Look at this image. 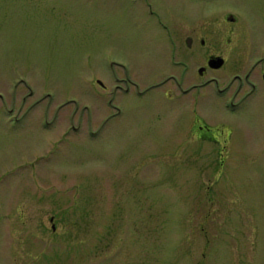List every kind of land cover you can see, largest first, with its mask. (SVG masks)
I'll use <instances>...</instances> for the list:
<instances>
[{
    "label": "rangeland",
    "instance_id": "374dc122",
    "mask_svg": "<svg viewBox=\"0 0 264 264\" xmlns=\"http://www.w3.org/2000/svg\"><path fill=\"white\" fill-rule=\"evenodd\" d=\"M155 1L167 18L187 9ZM216 1L193 9L235 11ZM249 1L240 14L264 32V0ZM135 11L128 0H0V264H264L258 96L207 90L200 117L233 128L227 148L186 138L170 95L109 120L96 80L108 87V53L145 33ZM133 58L149 81L155 66Z\"/></svg>",
    "mask_w": 264,
    "mask_h": 264
},
{
    "label": "flooded vegetation",
    "instance_id": "af4514ba",
    "mask_svg": "<svg viewBox=\"0 0 264 264\" xmlns=\"http://www.w3.org/2000/svg\"><path fill=\"white\" fill-rule=\"evenodd\" d=\"M128 1L135 7L134 17L145 33L134 38L131 49L109 50L105 83L108 87L96 80L108 93L109 120L122 117L123 125L126 118L141 117L140 106L155 107L156 95H170L182 109L181 115H187V127L183 128L186 138H197L221 147L224 144L220 138L226 133L230 137L234 131L223 123L212 126L200 117V102L206 101L207 90L214 86L222 94L233 92V98L240 99L242 104L258 96L254 111L257 116L264 114V32L258 31L257 16L245 18L240 14L241 7L249 4V0H230L235 4L234 12L221 10L214 14L207 6L193 9V5L210 0H170L173 6L187 4V9L179 12L175 7L169 8V18L164 10L156 7L155 0ZM230 2L223 0L221 8L224 10ZM128 53L136 58L146 57L155 66L156 74L146 82L137 79ZM136 58L133 59L136 61ZM221 84H225V89L221 90ZM146 100L148 103L144 102ZM122 125L114 129L116 133ZM123 135L129 136L124 132ZM236 146L243 148L242 144ZM54 220L52 217L50 222Z\"/></svg>",
    "mask_w": 264,
    "mask_h": 264
}]
</instances>
